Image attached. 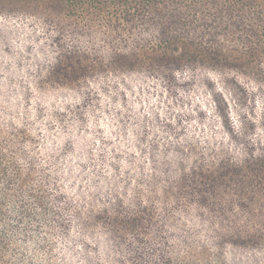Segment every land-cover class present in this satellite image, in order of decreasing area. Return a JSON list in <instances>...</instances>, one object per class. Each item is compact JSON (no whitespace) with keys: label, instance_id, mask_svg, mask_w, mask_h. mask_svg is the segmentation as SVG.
I'll return each mask as SVG.
<instances>
[{"label":"trees","instance_id":"1","mask_svg":"<svg viewBox=\"0 0 264 264\" xmlns=\"http://www.w3.org/2000/svg\"><path fill=\"white\" fill-rule=\"evenodd\" d=\"M99 3L107 9V0ZM112 7L106 22L117 30L115 39L134 44L67 52L50 73L64 75L65 86L80 88L67 98L74 104L68 106L83 116L81 122L89 114L101 159L110 151L109 162L102 164L105 173L115 181L111 186L122 190L115 186L103 194L106 201L99 206L100 196L85 201L74 188L69 190L73 198L62 199L57 189H44L42 178L36 188L48 201L57 242L68 240L71 226L85 241L79 250L89 248L94 255L103 241L112 242L130 261L131 255L153 254L146 240L165 230L164 215L182 203L220 207L210 198L220 196L222 186L232 189L227 196L247 186L250 193L264 194V149L253 153L259 150L253 147L264 146V136L253 134L257 125L264 128V33L243 4L114 0ZM131 23L141 30L124 38L119 33ZM95 74L103 77V100L102 82L85 79ZM193 91L204 96L202 104L188 97ZM186 107L199 127L193 132L184 124V112L174 113ZM102 123L107 129L101 130ZM66 142L65 150L73 146L70 138ZM228 146L250 148L230 152ZM75 160L72 167L79 171L80 159ZM78 183L87 189L85 181ZM253 197L245 201L258 204Z\"/></svg>","mask_w":264,"mask_h":264},{"label":"rangeland","instance_id":"2","mask_svg":"<svg viewBox=\"0 0 264 264\" xmlns=\"http://www.w3.org/2000/svg\"><path fill=\"white\" fill-rule=\"evenodd\" d=\"M100 1L105 0H84L82 4L71 0H0V264H84V260L87 264H264V194L250 193L248 186L229 196L225 195L228 188L222 186L221 195L210 198L220 207L201 206L193 200L164 215L165 230L146 240L153 254L149 252L144 258L135 254L136 259L131 255L127 261L125 251L112 242L105 245L103 240L94 255L88 253L89 248L79 250L85 241L73 234L71 226L65 237L68 240L62 245L57 242L48 201L41 200L37 192L41 178L44 189H57L62 199L73 198L69 190L74 188L83 192L85 201L92 194L100 196L99 206L106 201L103 194L115 186L122 190L121 185L111 186L115 181L105 173L102 164L103 160L109 162L110 151L101 159L99 137L95 143L90 135L94 127L89 114L81 122L83 116L68 106L74 104L67 98L80 88L67 87L64 75L50 73L67 52L134 44L115 39L117 30L106 22L114 0L104 3L107 9L101 8ZM214 1L247 5V16L255 18L259 32L264 33L260 23L264 20V0ZM134 26L131 23L119 34L127 38L138 33L141 27ZM89 77H85L87 82H102L103 87L102 75ZM98 93L103 100L105 88ZM188 97L195 103L205 101L194 91ZM90 102L96 106L95 99ZM188 110L174 113L184 112V124L193 132L197 124ZM102 124L101 130L109 126ZM253 134L264 136L263 126L257 125ZM69 138L73 146L65 150ZM247 147L226 148L246 152ZM253 148L259 149L253 152L259 154L264 146ZM75 157L80 159L79 171L72 167L77 163ZM80 180L86 182V190H81ZM251 195L261 205L248 204L245 197ZM124 247L126 244L121 245Z\"/></svg>","mask_w":264,"mask_h":264}]
</instances>
